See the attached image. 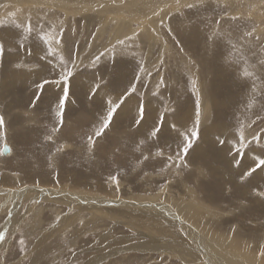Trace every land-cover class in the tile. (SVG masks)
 <instances>
[{"label": "rangeland", "instance_id": "374dc122", "mask_svg": "<svg viewBox=\"0 0 264 264\" xmlns=\"http://www.w3.org/2000/svg\"><path fill=\"white\" fill-rule=\"evenodd\" d=\"M27 6L0 0V264H264V0Z\"/></svg>", "mask_w": 264, "mask_h": 264}, {"label": "bare ground", "instance_id": "6f19581e", "mask_svg": "<svg viewBox=\"0 0 264 264\" xmlns=\"http://www.w3.org/2000/svg\"><path fill=\"white\" fill-rule=\"evenodd\" d=\"M25 1H27V3H28V6H27V8L28 9H30V11H31V4L32 3H34V2H42V3H46V4H54V3H56L57 1H60V0H25ZM62 2V1H61ZM97 2H99V1H97ZM63 3V2H62ZM67 4V3H66ZM100 4V3H99ZM23 5H27V4H22V6ZM57 5V4H56ZM59 6V5H58ZM101 6V5H100ZM26 7H12L11 9H10V11L12 12V14L13 15H16V16H22L23 14H24V10H26L25 9ZM24 9V10H23ZM62 9V8H61ZM26 12H27V10H26ZM66 13H67V11H66ZM117 17V16H116ZM125 17H127V16H125ZM128 18V17H127ZM135 20L137 19V18H134ZM17 20L19 21V18H17ZM103 22V21H102ZM114 22V21H113ZM17 24V23H16ZM198 93V92H197ZM196 93V94H197ZM197 99H199V98H197ZM171 104H173V103H171ZM125 106V105H124ZM207 107H209V106H207ZM123 109H124V111L126 110V106L125 107H123ZM202 109V108H201ZM67 125V124H66ZM11 151V150H10ZM191 194V193H190ZM1 195V194H0ZM3 197V196H2ZM39 197L41 198V199H43V200H47V197H42L41 195H39ZM56 198H54V202L55 203H57V204H60V203H65L66 202V204H71L74 208H77V209H79L80 211L81 210H84V211H87L88 213H92L91 214V216H97L98 215V213L99 212H101V213H104L103 211H105V209H103V208H101V204H99V205H97L95 202H90V201H88V202H82V200L80 199V198H77V199H75V197H72V196H60V195H58V196H55ZM193 197V196H192ZM49 198H51V197H49ZM48 198V199H49ZM192 199V198H191ZM82 205H84V207L82 206ZM155 208V207H154ZM144 210H146V212H150V210L151 209H144ZM83 211V212H84ZM87 212H86V214H87ZM150 213H153V214H155V213H157V209H155V210H153L152 212H150ZM85 214V213H84ZM88 215V214H87ZM86 215V216H87ZM161 215V214H160ZM162 215H165V214H162ZM85 216V215H84ZM83 216V213H82V217H84ZM85 216V217H86ZM68 217H70V216H68ZM162 217V216H161ZM167 217V216H166ZM190 217H191V215H190ZM78 218H81V217H78ZM159 218V217H158ZM192 218V217H191ZM37 219H39V217L38 216H35L34 217V219H32V220H37ZM161 219V218H160ZM79 220H81V219H79ZM192 220V219H191ZM65 221H67L66 219H65ZM167 221V220H166ZM150 221H149V218H148V222L147 223H149ZM74 223H76L75 221H74ZM73 223V224H74ZM80 223V222H79ZM78 223V224H79ZM152 223H154V222H152ZM156 223V222H155ZM71 224V222H69V223H67L66 225H70ZM82 224V223H81ZM76 225V224H75ZM147 225V224H146ZM162 226V225H161ZM57 227V226H56ZM145 227V226H144ZM60 228L62 229L63 227H61L60 226ZM153 228H155V227H153ZM163 228V227H162ZM145 229H147V231H149L150 230V232H154V233H156L155 231H152L151 229L152 228H145ZM169 229V228H168ZM54 230V229H53ZM56 231H54V233L55 234H57L58 232H59V230H57V229H55ZM163 232V231H162ZM160 233H161V231H160ZM158 234V233H157ZM161 236V235H160ZM195 239H197V237L195 238Z\"/></svg>", "mask_w": 264, "mask_h": 264}, {"label": "snow or ice", "instance_id": "6c2138e0", "mask_svg": "<svg viewBox=\"0 0 264 264\" xmlns=\"http://www.w3.org/2000/svg\"><path fill=\"white\" fill-rule=\"evenodd\" d=\"M31 30V28H30V26H29V31ZM69 75H71V73H69ZM114 114H115V109H110L109 110V112H108V116H107V120H106V122H105V124L103 125V127L106 129L107 127H108V124L111 122V120H112V117L114 116ZM3 123H4V121H3V119L2 118H0V127H2L3 126ZM102 133H97V135H101ZM192 135L193 136H195L196 135V133H192ZM191 146V141L189 140L188 141V147H190ZM187 149H185V151H186ZM262 165H264V160H262L261 162H260ZM3 239V237L2 236H0V240H2Z\"/></svg>", "mask_w": 264, "mask_h": 264}, {"label": "water", "instance_id": "95a60500", "mask_svg": "<svg viewBox=\"0 0 264 264\" xmlns=\"http://www.w3.org/2000/svg\"><path fill=\"white\" fill-rule=\"evenodd\" d=\"M1 153L3 156H7L9 154V149L7 146H4L3 149L1 150Z\"/></svg>", "mask_w": 264, "mask_h": 264}]
</instances>
